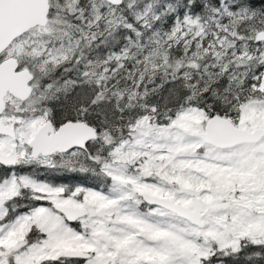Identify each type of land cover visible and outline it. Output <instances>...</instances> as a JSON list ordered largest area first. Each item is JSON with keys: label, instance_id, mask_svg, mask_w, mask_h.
Segmentation results:
<instances>
[{"label": "snow or ice", "instance_id": "1", "mask_svg": "<svg viewBox=\"0 0 264 264\" xmlns=\"http://www.w3.org/2000/svg\"><path fill=\"white\" fill-rule=\"evenodd\" d=\"M0 264H264V0H0Z\"/></svg>", "mask_w": 264, "mask_h": 264}]
</instances>
